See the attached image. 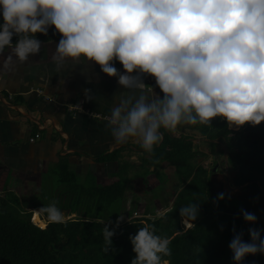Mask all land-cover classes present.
Returning <instances> with one entry per match:
<instances>
[{
    "label": "clouds",
    "instance_id": "clouds-1",
    "mask_svg": "<svg viewBox=\"0 0 264 264\" xmlns=\"http://www.w3.org/2000/svg\"><path fill=\"white\" fill-rule=\"evenodd\" d=\"M0 17V53L11 49L4 70L14 69L13 57L26 62L38 54L43 42L37 34L54 26L61 35L51 58L57 71L70 63H94L117 78L123 91L106 117L115 143L135 137L152 153L163 140L162 129L175 132L216 117L237 128L264 122V0H0ZM145 76L154 78L163 96ZM84 94L93 98L89 89ZM224 198L217 194L218 201ZM32 211L52 223L65 219L55 201ZM241 214L256 223L255 213ZM198 215V201L180 207L181 224ZM233 232L229 248L236 264L264 254L260 229H249L250 242ZM114 233L104 225L110 247ZM129 239L136 254L131 264H170V239L154 225L140 227Z\"/></svg>",
    "mask_w": 264,
    "mask_h": 264
},
{
    "label": "trees",
    "instance_id": "trees-1",
    "mask_svg": "<svg viewBox=\"0 0 264 264\" xmlns=\"http://www.w3.org/2000/svg\"><path fill=\"white\" fill-rule=\"evenodd\" d=\"M37 38L59 42L61 35L50 26L47 34L38 33ZM16 39L14 36L13 43ZM160 95L163 96L161 91ZM162 131L163 140L154 152L147 153L141 146L136 148L144 153L146 164L165 162L178 178L180 191L165 215L153 219L134 218L118 226L111 223L112 215H119L121 211L113 213L108 206L123 200L127 185V180L119 176L115 181L90 190L92 208L76 212L75 219L48 222L46 227L40 214L31 213L21 206L17 197L7 194L0 198V264H131L136 254L129 237L146 225H154L157 234L170 239L172 255L167 257L170 264H236L229 248L233 229L242 233L246 242L251 240L250 228L260 229L264 238V219L251 227L241 214L242 201L224 192L225 198L217 200L221 192L211 189L213 166L208 169L195 161L199 156L207 158L209 155L194 151L192 135L185 132H197L203 137L210 153L214 154L219 148L221 155H226L227 164L234 171L233 186L249 184L244 191L253 188L264 197V122L237 128L230 127L224 118L216 117L211 124L181 125L175 132ZM111 157L115 156L106 155L100 159L105 161ZM78 199L87 200L81 194ZM196 201L199 202V215L184 229L180 207ZM105 224L110 230L115 229L111 247L104 240ZM106 248L109 250L105 251ZM243 264H264V254L246 256Z\"/></svg>",
    "mask_w": 264,
    "mask_h": 264
},
{
    "label": "crops",
    "instance_id": "crops-1",
    "mask_svg": "<svg viewBox=\"0 0 264 264\" xmlns=\"http://www.w3.org/2000/svg\"><path fill=\"white\" fill-rule=\"evenodd\" d=\"M42 42L41 51L28 61L19 62L13 57V70L2 68L11 49L0 53V198L13 194L31 213L42 204L55 201L66 217L77 218L76 212L93 206V200H89L90 190L115 181L123 174L125 166L127 185L123 210L127 208V196L141 194L139 190L132 193L130 182L136 186V182L147 181L148 187L144 188L150 191V187L161 183L156 180L157 176L163 178L161 174L171 177L170 193L162 187L152 209L158 212L164 207L170 208L180 191L174 169L165 162L146 164L144 153L136 148L141 146L138 138L115 143L107 122L86 114L87 111L110 114L114 96L123 91L117 78L108 77L94 63H70L57 71L51 58L58 41ZM115 64L124 71L119 61ZM143 79L155 87L150 76ZM85 89L90 90L92 99L85 97ZM155 92L160 95L158 87ZM74 103H82L83 110L75 114L69 112L67 107ZM35 134H39L38 139H34ZM199 137L200 143L206 144L207 141ZM106 155L115 157L100 159ZM129 167L139 171L132 173ZM213 174L210 173L211 187ZM80 194L87 200L78 199ZM147 203L143 199L137 201L138 212L143 216H150L144 213L149 208ZM33 205L35 209L31 208ZM134 212L137 211L132 214ZM122 215L126 221V211ZM40 218L45 225L49 222L41 215Z\"/></svg>",
    "mask_w": 264,
    "mask_h": 264
},
{
    "label": "rangeland",
    "instance_id": "rangeland-1",
    "mask_svg": "<svg viewBox=\"0 0 264 264\" xmlns=\"http://www.w3.org/2000/svg\"><path fill=\"white\" fill-rule=\"evenodd\" d=\"M152 79H153V81H155L154 78H152ZM178 129H179V127H178ZM187 133L189 135H192L191 137L194 139L193 150L199 151V152H206L209 155L207 158H202V156H199L196 158L195 161L198 162L199 164H202L203 166L207 167L208 169H211L212 166H213V169L215 168L214 174L212 175V187H211L212 191L224 192L231 197H236L239 201L243 202L242 209H245L249 212L255 213V215L257 216V221L255 224L261 222L264 219V197L259 193V191L255 190L253 188H248L244 192V191H242V189L239 190V189H237V187L233 186L232 177L234 175V171L232 169H230L228 164H227V175H228V179H227L225 169H224V155H221L219 148H216L214 150V154H212L209 152V147H208L207 142H206V144H204L205 142L200 143L199 139H201V138L199 137L197 132H191V134H190V132L187 131ZM225 159H227L226 155H225ZM213 160L216 163H214ZM126 170H127V167L124 168L123 174L120 177L124 178L126 176ZM129 170L132 173H134V172L136 173L139 171V169L136 170L133 168H130ZM161 177H163V178L161 179L160 177L157 176L156 180L160 181L161 183L154 185L153 188L150 187L151 188V189L149 188L150 191H148L146 189L148 187L147 181L144 183L143 182H136V186H133L134 183L131 184V182H130L129 184L131 186L130 188L132 190V193H135V190H139V192L141 194L140 195L132 194L133 196H131V195L129 197L127 196L128 202L125 203V205H127V208L125 210H123L124 205H122V201H116L111 206H108V209H110V208L113 209V213H114V211H118V210L121 211L119 215L113 214L110 222L117 224L118 218L120 217V215L125 213V211H126L128 217H127L126 221L123 220L119 224L128 222V220L130 221L131 219H134V216H133L134 213L132 214V211H137L136 213L138 216L142 215L141 213L138 212L139 205L137 204V201L139 199H141V200L143 199V201L148 202L147 204H148L149 208L146 211L144 210V213H148L150 215L148 217H150V218L156 217L158 215L157 214L158 212L155 211V209L154 210L152 209L153 207H155V205L152 203H155L154 201L160 197V193L162 192V189H161L162 187H165L164 189L168 193H170L169 184H170V178L171 177L167 174H161ZM131 178H129V179H131ZM176 179L178 180L177 177H176ZM246 186L247 185H245L243 188H245ZM144 187H146V188H144ZM175 188H176V186H175ZM47 192H49V190H47ZM45 193H46V191H45ZM125 197H126V195L123 196V199ZM39 199H41V196H39ZM81 207L82 206H80V208ZM86 207L92 208V205H89ZM122 211H124V212H122ZM35 213H37V212H35ZM129 216H131V217H129ZM158 216H161V215H158ZM73 217L75 218V216H71V217L65 216L64 221L68 220V219H72ZM31 220H32V217H31ZM255 224H253L251 227H253ZM182 225L184 226V228H186L185 225L183 224V222H182Z\"/></svg>",
    "mask_w": 264,
    "mask_h": 264
},
{
    "label": "built area",
    "instance_id": "built-area-1",
    "mask_svg": "<svg viewBox=\"0 0 264 264\" xmlns=\"http://www.w3.org/2000/svg\"><path fill=\"white\" fill-rule=\"evenodd\" d=\"M67 109H68L69 112H71L73 114H75L77 112H81L83 110L82 103H74V104H71V105H69L67 107ZM86 114L89 117L93 118V119H97V120H101L103 122H107L106 117L108 115H105V114H102V113L90 112V111H87ZM38 138H39V134H35L34 139H38ZM133 216H134V218H143V217L149 218L148 216H143V215L138 216L136 212H134ZM185 227H186V225H185ZM186 228H188V227H186ZM186 228H184V229H186Z\"/></svg>",
    "mask_w": 264,
    "mask_h": 264
},
{
    "label": "water",
    "instance_id": "water-1",
    "mask_svg": "<svg viewBox=\"0 0 264 264\" xmlns=\"http://www.w3.org/2000/svg\"><path fill=\"white\" fill-rule=\"evenodd\" d=\"M224 155V169H225V173H226V178L228 179V175H227V159H225V154H223ZM215 171V168L212 170V172H214ZM246 185H249V184H246ZM245 186V185H244ZM244 186H239V187H237V189H242ZM45 227H46V225H45ZM44 227V228H45Z\"/></svg>",
    "mask_w": 264,
    "mask_h": 264
}]
</instances>
